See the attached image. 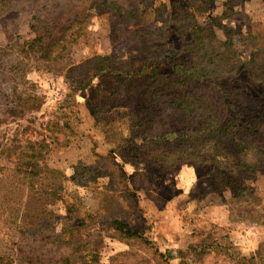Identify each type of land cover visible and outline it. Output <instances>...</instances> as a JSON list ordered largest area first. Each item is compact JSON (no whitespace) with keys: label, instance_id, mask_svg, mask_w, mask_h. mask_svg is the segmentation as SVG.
<instances>
[{"label":"rangeland","instance_id":"374dc122","mask_svg":"<svg viewBox=\"0 0 264 264\" xmlns=\"http://www.w3.org/2000/svg\"><path fill=\"white\" fill-rule=\"evenodd\" d=\"M102 1L94 0L91 6L95 16L86 35L69 45L68 59L75 63L94 55L125 58L140 46L134 27L117 30ZM161 1L170 11L174 8L175 0ZM200 2L205 7L196 10L195 20L216 29L220 40L233 39L239 58L248 59V31L264 32V0ZM32 14L33 7L26 5L0 18V162L11 168L29 140L45 142L49 165L61 171L64 189L59 200L41 205V218L61 231L72 208L75 217L68 216V221L82 226L72 243L43 247L10 239L5 232L11 226L0 215V243L14 253L16 263L166 264L164 254L170 264H239L238 257L257 251L264 242V169L255 180L253 202H244L234 197L221 172L232 170L231 164L206 180L205 166L173 161L171 143L164 147L165 158L159 157L157 145H144L134 107L108 109L114 85L110 72L79 88L77 71L54 69L33 52ZM213 18L228 28L218 29ZM249 90L251 100L252 95L257 100L264 96V88ZM30 96L37 97L39 109L11 116L9 108L17 99L30 101ZM162 124L169 131L183 130L186 123L167 112ZM157 127V122L152 125L148 140L157 135ZM114 220L140 229L148 242L124 238Z\"/></svg>","mask_w":264,"mask_h":264},{"label":"trees","instance_id":"16d2710c","mask_svg":"<svg viewBox=\"0 0 264 264\" xmlns=\"http://www.w3.org/2000/svg\"><path fill=\"white\" fill-rule=\"evenodd\" d=\"M93 2L0 0V18L31 5L30 25L36 36L33 52L40 53V58L54 69H67L66 74L77 71L79 88L89 86L102 72H110L114 85L108 109L134 107L136 126L145 135L146 147H150L148 141L152 142L159 157L165 158L164 147L173 144L169 149L173 161L205 166L206 180L218 175V168L231 164L232 170L221 172L234 197L253 202L255 180L264 169V96L258 99L260 104L247 93L264 88V32L248 31L252 50L248 59L241 60L233 39L220 40L216 29L195 20L196 10L205 7L200 0H175L171 11L161 0H103V9L113 16L117 30L133 26V36L140 46L125 58L94 55L78 64L68 59L69 45L86 35L95 16ZM218 19L212 20L215 27L228 28ZM162 21L165 26L154 29ZM30 101L18 98L9 108L10 115L17 118L27 109H39L41 103L37 104L36 96H30ZM167 112L183 117V130L163 129ZM156 122L157 135L148 140ZM25 146L13 167L0 162V215L11 226L5 233L10 239L42 246L70 244L77 240L82 226L68 221V216L75 217L74 210L67 211L61 231L44 222L40 211L42 204L62 197V173L49 165L45 142L29 140ZM202 148H206L205 155ZM113 225L124 238H144L140 229L124 221L114 220ZM162 256L170 264L168 257ZM238 263L264 264V242L250 257H238ZM0 264H17L14 253L1 243Z\"/></svg>","mask_w":264,"mask_h":264}]
</instances>
